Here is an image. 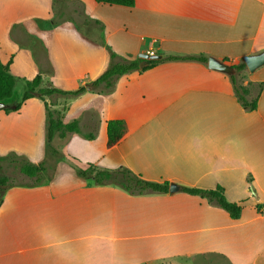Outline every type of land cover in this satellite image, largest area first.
I'll list each match as a JSON object with an SVG mask.
<instances>
[{
  "label": "crops",
  "instance_id": "1",
  "mask_svg": "<svg viewBox=\"0 0 264 264\" xmlns=\"http://www.w3.org/2000/svg\"><path fill=\"white\" fill-rule=\"evenodd\" d=\"M71 1L100 22L101 32L89 27L96 35L85 39L70 22L50 26L52 0H0V63H9L13 77L39 75L41 87L74 91L107 68L106 48L126 60L159 54L227 64L264 51V0H135L131 8ZM227 76L176 61L119 77L107 96L90 85L74 98H45L63 122L77 120L95 137L54 135L56 156L65 159L52 177L5 191L0 264H264V65L240 80L262 84L252 111L239 104ZM109 120L127 129L111 148ZM46 124L38 98L17 112L1 109L0 156L46 162ZM65 155L179 189L134 196L97 186L74 177ZM181 187H220L240 207L239 217Z\"/></svg>",
  "mask_w": 264,
  "mask_h": 264
},
{
  "label": "trees",
  "instance_id": "2",
  "mask_svg": "<svg viewBox=\"0 0 264 264\" xmlns=\"http://www.w3.org/2000/svg\"><path fill=\"white\" fill-rule=\"evenodd\" d=\"M102 5H116L131 8L134 6L135 0H94ZM53 14L47 22L52 27L60 26L70 22L85 39H90L82 31L83 28L96 27L100 32L102 25L100 22L88 18L82 10V5L78 1L71 0H52ZM98 43L102 45L99 37ZM109 55V64L107 68L91 82V87L98 94L107 96L113 92L116 80L132 72L142 73L159 64L176 62V61H196L204 65L207 64V58L203 56H174L166 55L160 60H148L143 67H139L141 59L126 60L117 57L109 48H106ZM222 62L228 63L227 60ZM9 63L3 65L0 63V103L4 104L3 111L5 113L17 112L22 104L30 98H38L43 101L44 109L47 114L46 124V143L45 157H54L58 151L52 146V138L58 135L59 138L65 139L69 134H78L87 140H93V133L81 132L78 121L63 122L58 113L53 112L45 102V98L60 95L65 98H74L85 92L84 87H80L74 91H62L52 87H41V77L37 75L32 80H23L13 77L8 72ZM234 68L235 73L228 75L234 95L241 106L252 111L256 108L257 100L262 90L261 83L249 82L247 85L240 84V80L246 74V67L243 61L236 64H228ZM20 83L22 85V93L19 99H13L14 89ZM126 125L122 120H109L106 124V147L111 148L117 144L126 133ZM74 165L72 166L73 175L79 180L90 181L97 186H117L130 195H145L149 193H168L169 182H154L144 179L141 175L136 174L126 167H118L113 169L102 168L92 163H81L78 160L65 155ZM3 163L15 166L19 173L29 179L28 183H15L14 178L3 175L0 172V206L5 191L13 186L25 185L36 186L44 180L47 173L45 161L37 164L29 162L24 156L10 153L6 156H0V170ZM180 191L188 195L199 196L206 199L210 203H215L221 209L226 211L230 218L237 219L240 214V207L236 204L226 201L223 191L220 187L214 190H200L195 188L181 187Z\"/></svg>",
  "mask_w": 264,
  "mask_h": 264
},
{
  "label": "water",
  "instance_id": "3",
  "mask_svg": "<svg viewBox=\"0 0 264 264\" xmlns=\"http://www.w3.org/2000/svg\"><path fill=\"white\" fill-rule=\"evenodd\" d=\"M138 58L141 59V62L139 63V67H143L146 61L160 60L162 56L159 54H139ZM242 61L246 67V70L249 73H253L255 72V70H257L258 68L264 65V51L257 54L244 56ZM207 67L211 70H216L226 75H232L235 73L234 68H232L230 65L212 57L207 59ZM85 88L87 90H90L91 87L90 85H85ZM3 107L4 104L0 103V110L3 109ZM178 189H179L178 186H176L175 184H170L168 187V191L170 193L177 192Z\"/></svg>",
  "mask_w": 264,
  "mask_h": 264
},
{
  "label": "rangeland",
  "instance_id": "4",
  "mask_svg": "<svg viewBox=\"0 0 264 264\" xmlns=\"http://www.w3.org/2000/svg\"><path fill=\"white\" fill-rule=\"evenodd\" d=\"M83 33H85L88 37H91L92 35H96V31L94 29H89V28H83L82 27ZM21 84L19 83L17 86H20ZM22 87V85H21ZM17 88V87H16ZM14 89V92L16 90ZM14 94H17L15 92ZM65 157L63 155L60 156H55V157H50L46 156V166L49 168L48 172L45 174L44 179H48L52 177V175L55 173L57 170V166H59L60 161H64ZM71 165L73 166L74 163L71 162ZM0 172L3 175L9 176L10 178H14L15 183H28L29 179H27L25 176L21 175L18 171V169L15 166L8 165L7 163H3L1 166Z\"/></svg>",
  "mask_w": 264,
  "mask_h": 264
}]
</instances>
